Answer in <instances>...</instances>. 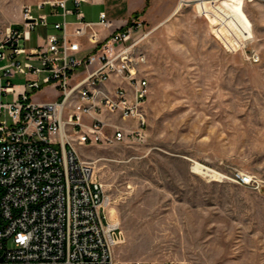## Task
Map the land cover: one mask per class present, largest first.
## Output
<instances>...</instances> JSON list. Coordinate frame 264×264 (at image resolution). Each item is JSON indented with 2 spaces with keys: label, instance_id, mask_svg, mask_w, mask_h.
Listing matches in <instances>:
<instances>
[{
  "label": "rangeland",
  "instance_id": "1",
  "mask_svg": "<svg viewBox=\"0 0 264 264\" xmlns=\"http://www.w3.org/2000/svg\"><path fill=\"white\" fill-rule=\"evenodd\" d=\"M45 1L55 0H0V27L23 25L26 6L47 12L37 8ZM144 31L146 140L78 149L97 162L108 217L121 225L116 257L264 264V0H184ZM43 39L39 28L27 46Z\"/></svg>",
  "mask_w": 264,
  "mask_h": 264
},
{
  "label": "built area",
  "instance_id": "2",
  "mask_svg": "<svg viewBox=\"0 0 264 264\" xmlns=\"http://www.w3.org/2000/svg\"><path fill=\"white\" fill-rule=\"evenodd\" d=\"M89 1L38 4L61 8L64 17L42 47L25 45L49 24V15L36 16L31 6L22 29L0 27V264H188L115 255L121 225L108 217L111 200L97 162L78 149L146 140L147 34L138 20L122 25L105 12L86 21L82 6ZM16 77L25 83L15 84ZM48 87L57 99L35 101ZM237 180L252 182L244 173Z\"/></svg>",
  "mask_w": 264,
  "mask_h": 264
},
{
  "label": "crops",
  "instance_id": "3",
  "mask_svg": "<svg viewBox=\"0 0 264 264\" xmlns=\"http://www.w3.org/2000/svg\"><path fill=\"white\" fill-rule=\"evenodd\" d=\"M183 2L184 0H90L88 3H85L83 5L87 10H82L85 15V20L90 22L99 21L100 13L102 12H105L110 19H113L114 21H117L122 25L128 24L133 19H136L142 24L140 28V34H142L145 32L144 30H146L148 25L156 27L162 25L171 16H173L174 13H176ZM47 7L48 11L44 13L49 15V24L47 26H39L34 30L37 31L39 30V28H42L44 32V41L43 43L38 44L35 47H30V49L45 46L47 35L58 32L54 28V23L62 22L64 19V17L62 16L61 8H53L49 5H47ZM69 7H72V3H69ZM93 8L95 9V14H92V12L91 14H89L90 12L88 13V9ZM66 20L68 22L74 23L76 22V17L75 15H68L66 17ZM9 26L14 27L13 25ZM6 27L1 28L4 29ZM22 27L23 25L16 28L22 29ZM100 31L102 36L107 34V31H104L103 29H100ZM81 41L83 46L88 47L89 43L86 39H82ZM27 43L28 41L25 42L26 47H28ZM48 88L54 89L52 87ZM36 95L37 94H35L34 96V100L38 102H50L56 100L58 97L57 92L56 97L54 96L55 98H45L42 100L36 99Z\"/></svg>",
  "mask_w": 264,
  "mask_h": 264
},
{
  "label": "bare ground",
  "instance_id": "4",
  "mask_svg": "<svg viewBox=\"0 0 264 264\" xmlns=\"http://www.w3.org/2000/svg\"><path fill=\"white\" fill-rule=\"evenodd\" d=\"M195 169V171H198L202 174H209V172L212 170H210L208 167L200 164V163H197L194 167H193V170ZM210 176V175H209Z\"/></svg>",
  "mask_w": 264,
  "mask_h": 264
},
{
  "label": "clouds",
  "instance_id": "5",
  "mask_svg": "<svg viewBox=\"0 0 264 264\" xmlns=\"http://www.w3.org/2000/svg\"><path fill=\"white\" fill-rule=\"evenodd\" d=\"M27 239H28V237H22V238L20 239V242H21V243H24Z\"/></svg>",
  "mask_w": 264,
  "mask_h": 264
}]
</instances>
